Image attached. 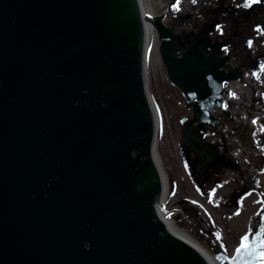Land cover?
<instances>
[{
	"label": "water",
	"instance_id": "1",
	"mask_svg": "<svg viewBox=\"0 0 264 264\" xmlns=\"http://www.w3.org/2000/svg\"><path fill=\"white\" fill-rule=\"evenodd\" d=\"M148 23L195 102L184 143L208 160L201 127L243 78L221 45L182 48L141 0H0V264H211L160 213ZM248 245L214 258L261 264L259 231Z\"/></svg>",
	"mask_w": 264,
	"mask_h": 264
},
{
	"label": "rangeland",
	"instance_id": "2",
	"mask_svg": "<svg viewBox=\"0 0 264 264\" xmlns=\"http://www.w3.org/2000/svg\"><path fill=\"white\" fill-rule=\"evenodd\" d=\"M144 2L146 9L163 17L182 48L204 39L226 47L225 52L231 56L229 64L243 74L242 80L226 87L231 91L225 100L230 115L217 112L218 125H204L202 132L214 145L223 143L222 135L228 136L232 144L229 158L235 170L222 167L200 189V178L194 170L195 153L184 147L181 137L185 120H193L191 104L169 76L160 41H150L147 86L159 122V162L169 180L165 201L168 213L191 239L213 255L216 248L231 257L243 237L250 238L256 231L261 233L264 245V71L253 74L259 69L258 59L264 57V0L250 7V0H179L178 11L174 10L177 0ZM220 177L223 184L214 193L212 182ZM237 196L239 200H225Z\"/></svg>",
	"mask_w": 264,
	"mask_h": 264
},
{
	"label": "flooded vegetation",
	"instance_id": "3",
	"mask_svg": "<svg viewBox=\"0 0 264 264\" xmlns=\"http://www.w3.org/2000/svg\"><path fill=\"white\" fill-rule=\"evenodd\" d=\"M186 98V97H185ZM188 100V99H187ZM188 103L191 104V107L193 109V105H194V101L193 100H188ZM224 112L230 115L229 111L227 110V108H217L214 112L215 118L217 119L216 122H220L219 118L216 116L217 112ZM192 119L194 120V117H192ZM189 120L186 119L185 123H184V128L182 129L185 130L186 132H191L193 129L191 127L196 126L199 124L198 121L196 120ZM218 125V123L216 124ZM182 132H181V137H182ZM203 127H201V141L205 144V145H209L213 151L214 154L213 156L208 159L205 160L203 159L201 156H199L196 152H194L190 146H188L187 144L184 143L183 137H182V141L184 143V147L186 149H189L191 151H193V153H195V172L198 174L200 181L198 182V185L200 187V189H204L203 185L206 184V182L208 181V179L217 174L218 171L222 170L224 168H228L229 171H233L235 170L233 167V161L232 159L229 158V153H230V148L232 146L231 142L228 140V136L226 135H222L221 137L223 138V143L219 144V145H214L211 141L205 140L204 139V135H203ZM225 145V147H224ZM197 166L199 167L197 169ZM204 168V170H203ZM227 171V170H226ZM214 183L212 182V192L216 193V190L218 191L219 189V184L222 183L223 184V177L220 178H216L213 180ZM226 202H230V201H235V200H239V196H237L236 198L232 199H225ZM241 244V243H240ZM264 249V248H263Z\"/></svg>",
	"mask_w": 264,
	"mask_h": 264
},
{
	"label": "bare ground",
	"instance_id": "4",
	"mask_svg": "<svg viewBox=\"0 0 264 264\" xmlns=\"http://www.w3.org/2000/svg\"><path fill=\"white\" fill-rule=\"evenodd\" d=\"M141 3H142V6L144 8V10L146 11V13H150V14H154L153 10H151L150 8L149 9H146L145 7V2L144 0H141ZM156 38L157 39V42L159 44V37H158V34L155 30V28L153 27V25L151 23H148L147 24V46H149V43L152 39ZM227 87V85L225 86V88ZM229 93V90H227V94ZM236 115V113H234ZM239 116V115H237ZM156 157H157V161L159 163V157H158V152L156 150ZM159 166H160V163H159ZM160 169H161V166H160ZM162 171V169H161ZM163 173V172H162ZM166 175V176H165ZM166 182L164 181V178L162 177V180H163V184H164V187H165V196H164V206L161 208V216L163 217V219L165 220V222L167 223V225L170 227L171 231L178 234L179 236L183 237L184 239L190 241L191 243L195 244L201 251L202 253L205 255V257L210 261L211 264H222L221 262L217 261L215 258H214V255L209 252L208 250H206L201 244H199L198 242H195V240L191 239V237L184 231V229H182L178 224L177 222L175 221L174 218H171L169 213H168V210H167V207L165 206V201H166V198L169 194V180H168V176L167 174H163ZM264 220V219H263ZM263 220L260 222V225H263Z\"/></svg>",
	"mask_w": 264,
	"mask_h": 264
},
{
	"label": "snow or ice",
	"instance_id": "5",
	"mask_svg": "<svg viewBox=\"0 0 264 264\" xmlns=\"http://www.w3.org/2000/svg\"><path fill=\"white\" fill-rule=\"evenodd\" d=\"M193 2L195 3V0H193ZM260 0H250V3L248 4V6L250 7L251 4H255V3H259ZM174 10L178 11L179 10V0H177V4L176 6H174ZM249 47H251V42H249ZM248 241H249V236H245L243 237L242 240V249H247L248 248ZM262 248H264V245L261 246ZM261 264H264V251H261L260 257H259Z\"/></svg>",
	"mask_w": 264,
	"mask_h": 264
}]
</instances>
